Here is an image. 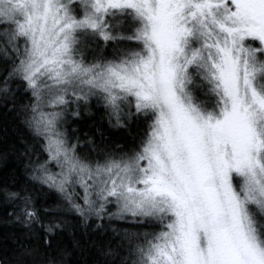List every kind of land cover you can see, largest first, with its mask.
<instances>
[{
	"label": "snow or ice",
	"instance_id": "6c2138e0",
	"mask_svg": "<svg viewBox=\"0 0 264 264\" xmlns=\"http://www.w3.org/2000/svg\"><path fill=\"white\" fill-rule=\"evenodd\" d=\"M93 100L130 144L82 142ZM0 105L29 133L0 264H65L69 216L125 225L101 264H264V0H0Z\"/></svg>",
	"mask_w": 264,
	"mask_h": 264
},
{
	"label": "trees",
	"instance_id": "16d2710c",
	"mask_svg": "<svg viewBox=\"0 0 264 264\" xmlns=\"http://www.w3.org/2000/svg\"><path fill=\"white\" fill-rule=\"evenodd\" d=\"M108 51H111L109 48ZM20 103L25 101L22 95L18 98ZM11 107V105H9ZM72 128L79 130L78 134L81 140H84V133L87 132L90 137H94L99 142V136L95 135L96 128L102 129L109 142L128 145L131 143V137L125 129L111 128L108 123V118L105 115V110L102 106H97L95 100L91 102L90 113L83 115L79 120H74L69 117ZM136 125L131 126V132L136 133ZM29 133L26 127L21 123L20 119L14 112H10L8 108L0 105V187L3 182L8 180L11 182L12 176L15 175L18 179L23 180V162L18 159V155L9 151L12 144L17 143L20 137H28ZM89 145H84L82 150H88ZM7 152V157L4 158V153ZM55 196H51L49 203L54 204ZM11 211L10 206H5L0 203V259L11 260L16 252V241L23 238L24 230L15 223H9L10 217L8 212ZM70 223L65 230L59 233L53 239V246L67 250L65 256V264H101L102 257L99 255L98 247L106 245L108 240L114 236L112 228H123L125 225L120 221H112L109 225L107 221H100L105 225L104 229H95V220L89 221V228H85L79 224L78 219L71 216L68 217ZM87 232V235H85ZM74 240L80 242L79 247L74 246ZM95 241L96 247L92 245ZM41 245L43 251V236L38 234L33 240H25V243ZM107 249L105 248V251ZM39 260V255L36 257Z\"/></svg>",
	"mask_w": 264,
	"mask_h": 264
}]
</instances>
